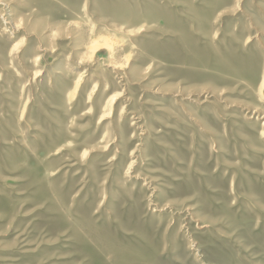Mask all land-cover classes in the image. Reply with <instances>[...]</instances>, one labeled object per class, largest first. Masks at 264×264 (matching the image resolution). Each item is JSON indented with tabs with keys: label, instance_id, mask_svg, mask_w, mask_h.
<instances>
[{
	"label": "rangeland",
	"instance_id": "1",
	"mask_svg": "<svg viewBox=\"0 0 264 264\" xmlns=\"http://www.w3.org/2000/svg\"><path fill=\"white\" fill-rule=\"evenodd\" d=\"M263 116L264 0H0V264H264Z\"/></svg>",
	"mask_w": 264,
	"mask_h": 264
},
{
	"label": "bare ground",
	"instance_id": "2",
	"mask_svg": "<svg viewBox=\"0 0 264 264\" xmlns=\"http://www.w3.org/2000/svg\"><path fill=\"white\" fill-rule=\"evenodd\" d=\"M19 26V25H18ZM100 41V40H99ZM99 41H97V42H99ZM105 42L103 43V47H100L101 45H99V44H97V45H95L94 47H92L91 46V49L92 50H97V48L98 47H100V48H104V47H106V49H107V47H111L112 46V43L109 41V40H107V39H105L104 40ZM101 42V41H100ZM94 42H92V44H93ZM108 48V49H109ZM89 50V49H88ZM110 51H111V49H109ZM98 51V50H97ZM90 52H92V51H90ZM96 52V51H95ZM89 53V52H88ZM93 54H94V52H92ZM114 53V52H113ZM91 54V53H90ZM86 55H87V52H86ZM111 56H113V54L111 55ZM88 57V56H87ZM111 58H113V57H111ZM86 59V58H85ZM79 61H80V59H79ZM89 61V60H88ZM81 63V62H80ZM91 64V63H90ZM78 65V64H77ZM111 65V64H110ZM118 65V64H117ZM121 66V65H120ZM113 67V66H112ZM122 68V67H121ZM116 69H117V67H116ZM115 70V69H114ZM117 72V71H116ZM123 78V77H122ZM79 81V80H78ZM264 117V116H263Z\"/></svg>",
	"mask_w": 264,
	"mask_h": 264
}]
</instances>
